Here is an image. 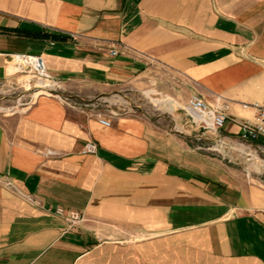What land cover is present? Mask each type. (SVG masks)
<instances>
[{"label": "crops", "instance_id": "0c3cea01", "mask_svg": "<svg viewBox=\"0 0 264 264\" xmlns=\"http://www.w3.org/2000/svg\"><path fill=\"white\" fill-rule=\"evenodd\" d=\"M15 54L41 55L63 101L0 115V180L33 200L0 183V264H264V202L174 119L92 115L114 93L220 97L237 138L241 105H264V0H0V84Z\"/></svg>", "mask_w": 264, "mask_h": 264}, {"label": "rangeland", "instance_id": "374dc122", "mask_svg": "<svg viewBox=\"0 0 264 264\" xmlns=\"http://www.w3.org/2000/svg\"><path fill=\"white\" fill-rule=\"evenodd\" d=\"M11 66L8 64L6 68V73L8 75L11 73V77L0 84V115L21 113L24 108L30 107L41 97H52L63 101L60 91L53 92L52 95L45 94L48 92L32 74H16L13 70H17L18 67L11 68ZM40 91L43 94L35 97ZM146 91L130 92L131 95L127 97H123L121 93H114L107 97L111 99V103H101L99 97H92V115L97 120L99 116H106L108 120L125 116H145L164 121L174 119L176 126L172 127V131L175 134L186 136L189 145H192L196 152L205 154L210 160L223 166L227 174L252 189L258 203L264 202V144L242 142L237 138L225 137L222 132L202 131L194 124H190V118L184 111L185 103L169 94L159 95L151 88ZM165 99L175 102L177 107L173 109L155 104L156 101H165ZM94 104H97L95 108ZM48 152L51 154V151ZM118 230L115 227L112 229L114 233ZM114 233L106 234L105 241L120 242L119 238L118 240L115 238L119 235ZM142 238V235L128 233V238L123 241L133 247Z\"/></svg>", "mask_w": 264, "mask_h": 264}, {"label": "built area", "instance_id": "2783aa9c", "mask_svg": "<svg viewBox=\"0 0 264 264\" xmlns=\"http://www.w3.org/2000/svg\"><path fill=\"white\" fill-rule=\"evenodd\" d=\"M57 34L64 37L65 40L76 38L73 33L68 34L59 32ZM107 53L109 56L114 57L119 54V50L116 47H110ZM15 58H18V72L16 74H32L42 84L45 91L48 92H45L47 95H52L51 93L61 90V81L48 71L41 55L15 54L10 56V62H13ZM7 76L11 77V75ZM241 108L249 111L251 116L235 121L238 127L237 139L249 143L264 141V105L259 103H243ZM184 111L190 118L189 122L191 125L194 124L202 131H212L215 133L221 132L231 117L229 114L230 104L220 97L215 103L209 104L201 97L195 95L190 96L186 100ZM193 115L198 117V120H195ZM98 123L103 127H110L111 125L110 120L104 116L98 117ZM96 150V144L89 141L84 144L81 153L83 155H92L96 153ZM0 183L8 189L16 191L9 181L0 180ZM17 194L29 202L33 201L31 198L23 196L19 192H17ZM54 212L55 214L61 215L63 210L57 208ZM67 221L71 227L77 226L83 221V217L77 212H72L68 216Z\"/></svg>", "mask_w": 264, "mask_h": 264}, {"label": "bare ground", "instance_id": "6f19581e", "mask_svg": "<svg viewBox=\"0 0 264 264\" xmlns=\"http://www.w3.org/2000/svg\"><path fill=\"white\" fill-rule=\"evenodd\" d=\"M18 58H15V60L13 61V62H10L9 63V65H12L11 66V68L13 67H18V63H17V60ZM13 71H15V73H17L18 72V69L17 70H13ZM9 75H12L11 73L9 74ZM43 94V92H38L37 94H35V97L37 96V95H42ZM155 104L156 105H163V106H167V107H170V108H176L177 107V104L175 103V102H172L171 100H167L166 101V99H165V101H156L155 102ZM193 117H194V119L195 120H198V117H196L195 115H193Z\"/></svg>", "mask_w": 264, "mask_h": 264}, {"label": "trees", "instance_id": "16d2710c", "mask_svg": "<svg viewBox=\"0 0 264 264\" xmlns=\"http://www.w3.org/2000/svg\"><path fill=\"white\" fill-rule=\"evenodd\" d=\"M47 37L55 41H60V40L65 41L64 37L57 35V34H50ZM259 144H264V141L259 142Z\"/></svg>", "mask_w": 264, "mask_h": 264}]
</instances>
